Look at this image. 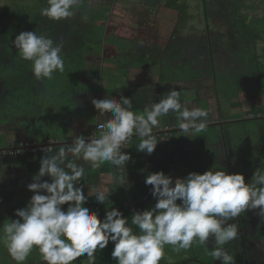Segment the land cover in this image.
<instances>
[{"label":"clouds","instance_id":"1","mask_svg":"<svg viewBox=\"0 0 264 264\" xmlns=\"http://www.w3.org/2000/svg\"><path fill=\"white\" fill-rule=\"evenodd\" d=\"M83 0H47L40 15L53 21L73 18ZM86 19V17H85ZM18 55L31 62L37 81L52 79L64 72L63 42L46 34L22 31L12 41ZM176 87L159 102L145 107L142 113L132 110V98L124 95L92 98L99 116L110 118L99 123L98 135H74L71 143L59 147L55 155H44L40 167L27 188L33 195L27 205L15 210L16 219L0 225V243L16 264H24L37 249L43 264H73L87 257L96 264V252L113 245L111 258L116 264H159L165 245L175 251L188 250L194 242L207 245L214 241L209 255L221 264H236L225 245L240 235L236 221L242 213L254 212L264 222V161L250 180L242 173L211 169L190 172L173 178L163 170L148 172L144 183L150 187L154 206L133 210L131 217L116 207L107 206L112 191L106 187L87 186L83 160L91 169L110 163L121 172L130 161L135 163L128 142L136 136V151L152 155L157 148L153 129L161 127L160 118L178 114V129L183 136L203 132L209 112L183 107ZM51 151V149H49ZM145 173V169L140 170ZM83 181V183H82ZM120 183H124L121 176ZM85 187H88L85 195ZM94 197L104 204L105 213L88 205ZM135 226L139 231H134ZM264 244V242H262Z\"/></svg>","mask_w":264,"mask_h":264},{"label":"rangeland","instance_id":"2","mask_svg":"<svg viewBox=\"0 0 264 264\" xmlns=\"http://www.w3.org/2000/svg\"><path fill=\"white\" fill-rule=\"evenodd\" d=\"M35 2V3H32ZM42 4L46 0H0V10H6L11 6L13 2L15 3H22L28 6V8H31V6H34L37 2ZM169 0H86V6L90 10H99V14L95 17L92 16L93 22L97 20V25L94 27L93 30L89 29V33H95V34H103V25L105 27V42L106 46H109L107 48H116L117 49V59H125L127 58L124 54L125 52L123 49L128 52L131 48L134 49V64H136L135 67H140L139 63L141 58H144V62L149 63L148 70L150 72L151 77V83L153 86L150 87V91L157 87L155 84L158 82L159 75H158V62H154L153 60L156 58L154 54L156 53L155 50H157L158 46V40L161 43H166L168 39V34H160L159 30L160 27L162 29L164 26L168 28L169 31H173L174 27L178 24V11H173L169 8H167V2ZM180 4H185L186 6V13L183 14V16L187 17L186 23L183 24V27H180V34L184 37H188V41L192 43L191 48L194 53L190 52L187 53L186 61L190 63L192 66V69L194 68L197 71V78H195L194 81L191 83L183 82L181 85V88L184 90H187L189 88V91L185 94L184 92H181L182 95L180 97L181 102H185L187 100H191V95L193 94L194 97L195 93L191 92L193 90L197 89V100L193 102H186L183 103V107H187L189 110H191L194 107H199L203 109H209L212 110L210 114L213 115V120L217 122V114L219 115V111L222 110V107L226 108L227 105L238 102L237 98L235 100L228 101L225 99L224 96H222V93H218L217 96L221 100V104L217 102L216 99V92L214 87V78L210 75L209 67H211L210 64V58L205 54L204 46L206 44V39L203 38V35L205 34V20L203 17V11L210 12L213 10L214 5L208 2L209 0H206V7L203 9L202 2L200 3V0H175ZM256 6H259L262 8L260 11L257 12H250L252 15H258L260 17H264V0H249ZM47 2V1H46ZM37 7V5L35 6ZM80 14L78 11L76 15ZM185 20V19H184ZM181 25V24H180ZM50 29V27H48ZM117 28V30H115ZM55 30V28L53 27ZM210 29L213 31L215 30L214 27H210ZM224 27L221 26L217 30H223ZM45 32L43 28H41V32ZM50 31V30H49ZM39 32V33H41ZM132 32V34H131ZM143 33V34H142ZM162 35H167L164 37H159ZM60 36V35H59ZM210 40L215 41L218 35L215 33L213 35H210ZM114 38V42H111L110 39ZM122 39H120V38ZM128 37V39H126ZM118 39V40H116ZM186 39V40H187ZM123 40V41H122ZM131 40H135V42H131ZM116 41V42H115ZM119 41V42H118ZM143 42L139 47L137 46V42ZM116 43V45H115ZM184 43H180L178 45V53H176V57L180 59V57L183 59L184 56H182V48ZM264 46V42L260 43L258 45L260 53L264 50L262 48ZM138 47V48H137ZM138 50H137V49ZM104 49V48H103ZM102 49V50H103ZM106 49V48H105ZM148 49L150 52H148ZM94 50H97V47L94 48ZM104 50L103 55L100 54L98 58L96 59L100 60L99 62H102V57H106L105 55L108 54ZM98 51V50H97ZM153 51V54L151 53ZM218 51V50H217ZM221 53L215 52L212 64L215 73L217 74V77H222L223 79H227L230 77L233 72L236 70V62L231 57L230 53L225 50H221ZM154 56V57H153ZM148 58V59H147ZM147 59V60H146ZM80 59H77L76 62H78ZM146 60V61H145ZM181 60V59H180ZM181 62H185L183 60ZM107 70L104 71L103 80L104 82H101L105 89H107L105 95H107V92L109 95L113 94V91L111 88L114 87V85H117L118 83H124L122 81L123 76L126 73L133 72L131 70L126 69H119V70H113L112 66H118L117 64L111 65V60L105 62ZM124 64L126 63L123 62ZM70 65H74L71 63ZM186 68V67H185ZM180 74V73H178ZM76 75H78L76 73ZM136 77V76H135ZM61 81H56L57 88H55L53 91L55 93L56 101L55 106L63 108V113H56L51 111V109L42 111V119L40 118V114H37L36 117L33 115V117H23L22 115H18L14 117V115L11 117V111L5 109L4 114H0V149L2 148H10L12 144L15 145V143H24V142H30V135L33 138L39 139V143H43V140H45L49 136H53L54 134H59L63 131V129L60 128V126H55L56 122L58 123V118L61 119L62 117H71L76 118L78 116L77 113H74L72 111L73 108H76L75 101L72 100V94L75 90H80L79 84L82 87L83 84L81 82V77L76 78L75 80H80L78 86L75 87H66L64 82V79H71L67 75L61 76ZM102 80V79H101ZM97 84V80L95 81ZM111 84V85H110ZM52 87V86H50ZM162 88V86H161ZM52 89V88H51ZM160 90V88L158 87ZM126 89V92H120L117 93L116 97H120V95L126 96L128 93ZM112 91V92H110ZM148 91L149 95L151 96L152 93ZM219 91H223V88L221 87ZM153 94H156V92H153ZM185 94V95H184ZM84 98L80 101L81 106H87L91 105V103L87 100V94H83ZM215 97V99H214ZM214 99V100H213ZM242 100V99H241ZM244 101H239L238 103L231 104V107H242L243 109L249 108L250 104L247 103L244 104ZM86 104V105H85ZM238 104V105H236ZM11 106L15 108L12 112L22 111L23 109H27V102L25 101V98H23L21 95L19 97H15L14 100L11 103ZM255 106V105H254ZM251 107V106H250ZM54 106L52 105V109ZM74 110V109H73ZM136 113H142L141 110H133ZM14 118V120H13ZM4 124V125H3ZM48 124L54 125L51 128L46 127L45 125ZM253 124V123H252ZM252 124L250 126H252ZM254 125V124H253ZM46 127V128H45ZM235 127H227V133L230 136L231 142L233 144V150L228 149L230 154H232L231 160H228L226 156L224 155V145L222 141H214L210 139L209 147L212 150V155L214 156L216 162L215 169L218 168V170H228L230 173H242L245 175L246 180H250L251 176L253 175L255 167H259L261 164V161H264V130L257 135H254V132H251V139L248 140V142L245 144L244 135H241ZM212 128L208 129L207 131H211ZM207 131H203L198 134H193L189 137L188 141H185L184 144L180 145H174L176 148H188L189 144L191 143V146H196V141L203 138L205 136L204 134ZM61 136V135H60ZM176 138H180V135H176ZM239 139L238 144L236 141ZM166 142V141H164ZM173 147V146H172ZM247 147L250 149V152H248L244 157H247L249 159H243L242 157L238 158L240 153L242 152V148ZM252 147V149H251ZM192 149V148H191ZM234 151V153H233ZM233 155H235V159L233 158ZM255 157V158H254ZM253 158V159H252ZM233 159V160H232ZM240 163H238V160H240ZM186 161V160H185ZM247 161V162H245ZM182 166L178 168V171L176 173H173L172 169L170 167H167L166 171H168V175H171L173 178H183L188 173L193 172L192 165L187 161H182ZM185 164V165H184ZM248 165V166H247ZM247 167V169H242L241 171L237 172L239 168ZM208 169V168H207ZM253 170V173L250 170ZM217 170V169H216ZM207 171V170H205ZM204 171V172H205ZM203 172V173H204ZM10 175V176H9ZM17 175V176H16ZM26 176L25 171H17V173H11L9 169H6L1 164L0 159V225H2L4 222H10L11 219H16L14 213L15 210L23 208L27 205V202L29 201L30 197L33 195L32 192H30L27 188V185L31 183V181L25 179ZM24 178V179H23ZM114 183V184H113ZM128 183V184H127ZM122 185V184H121ZM124 185H128L129 189L133 188L131 187L130 182H124ZM96 187H106L109 190H112L116 192H120L122 188L117 187V183H115L111 177L109 179L105 178L104 182L100 186ZM116 187V188H114ZM117 189V190H116ZM88 187H85V195H87ZM132 190V189H131ZM135 192V190H133ZM137 200L130 198L126 199L128 203V211H125L126 214H128V217H131L133 210H143L145 208H150L154 206V201L146 199L147 194L139 192L135 193ZM116 195H119L118 193ZM134 197V198H136ZM140 208V209H139ZM105 212V209H104ZM240 220L243 222H247V226H244L242 229H240V235L237 239L234 241L229 242V245H233L229 247L233 251V254H231L235 261L241 260V257L239 256L242 254V250L240 249L241 244V238L243 236L247 237L250 242V249L251 251L256 254L258 257L256 260H258V264H264V244L263 237H264V222H261L259 217L254 213L251 212L249 215H246L245 213H242L240 216ZM238 220L233 221L234 223H237ZM261 225V229H258V225ZM134 231H139L135 226H133ZM209 247L214 246V241L212 239L209 240L208 244ZM113 245L110 243L109 246L104 249L103 251H100L99 249L96 252V264H116V262L111 258V251H112ZM248 248V250H249ZM34 252L30 254V256L27 258V260L24 262V264H43V262L40 260V257H37L36 255L39 254L37 249H33ZM211 251L207 247H203L202 245H199L198 242H194L193 246L188 250H180L175 251L171 245H165L164 247V258L159 262V264H210L212 262L211 258L212 256L209 255ZM240 252V254H239ZM239 254V255H238ZM0 264H16V262L11 258V256L8 254V251L6 247L3 245V243H0ZM73 264H77L74 263ZM82 264H88L87 257L85 256V259ZM237 264V263H236Z\"/></svg>","mask_w":264,"mask_h":264},{"label":"trees","instance_id":"3","mask_svg":"<svg viewBox=\"0 0 264 264\" xmlns=\"http://www.w3.org/2000/svg\"><path fill=\"white\" fill-rule=\"evenodd\" d=\"M46 1L42 4L39 1L34 6H31V8H28L25 4L22 5V3L13 2L6 10H0V114H4L5 109L11 111V117L13 115L14 117L15 115H22L28 118L35 115L36 117L37 114L41 113L42 115V111L45 109H51V111L56 113H63L62 106L58 108L54 105L56 97L53 91L57 88V84H59L55 82L62 80L61 76L67 75L69 78L71 77V79L63 80L66 82L65 86L67 88L78 86L80 80L74 79V77L76 76L77 78L78 75L81 77V82H85V85H96V80L98 83L100 82L103 72L101 68L102 65L105 66L106 63L99 62L95 57L98 58L101 56L100 54L103 52L102 49L106 46V37L104 36L105 27L103 25V34L89 33V29L93 30L97 25V20L93 22L92 16L96 17L99 14V10H90L86 6V0H83L79 9V19L53 21L40 15V10L48 6ZM202 1L204 0H200V3ZM212 1L214 8L210 13H207L206 16L205 25L208 29H206L207 33L205 35L209 36L207 34L212 31L210 27L215 26V30H213L212 33L214 34L215 31L218 37L215 41L208 39L206 42L205 49L207 50L209 48L210 50L211 48V52L208 51L207 53L211 60L210 63L212 64L214 53L217 52V50L228 51L236 62V70L234 71L235 82L233 85L226 86L225 88L230 90L234 87L236 91L242 89L246 94L254 96L255 99L260 101L261 95L264 93V50L260 53L258 45L264 42V17H260L256 14L252 15L250 12H257L262 8L256 6L249 0ZM32 3L35 2L32 1ZM36 5L37 7H35ZM167 7L173 8L181 15L186 13L185 4H180L175 0H169L167 2ZM69 25H72L74 29L80 28L83 29V31L85 30L83 33V41L79 43L80 46H76L73 43L72 34L70 35L68 30ZM221 26H223L224 29L217 30ZM48 27H50V29ZM41 28H43L45 32H41ZM22 31H36L37 34H46L56 42L62 41L67 44L68 49L66 51L63 50L64 72H55L50 80L44 79L43 81H37L32 72L31 62L23 60L12 44L15 37ZM64 31L65 37L61 40L59 34ZM110 41L114 42V38L110 39ZM96 47L98 51L94 50ZM107 47L109 46H106V48ZM262 48L264 49V46H262ZM82 53H84V55H82ZM182 56L184 55L182 54ZM77 59L80 60L76 62ZM71 63L74 65H70ZM189 64V62L188 64L183 63V68H190ZM76 73L78 75H76ZM183 79L186 80L185 78ZM150 92L152 93V95L149 96L150 104L158 102L163 98V94H158V87L153 88ZM153 92H156V94H153ZM19 95L25 98L27 109H23L21 112H12L15 108L11 106V103L14 98L19 97ZM127 97L134 100V98H136L134 91H128ZM133 103L134 101L132 104ZM52 105L54 106L53 109ZM263 106L255 108L254 115L264 114ZM73 109L72 111L78 114L79 109ZM91 110L93 109L88 107L82 110V113L91 112ZM88 118L89 116L87 115L86 119L88 120ZM210 122L211 120L207 117L206 123ZM210 128H212L215 138L224 137L222 134H217L218 126L206 127L205 131ZM161 136L162 135H156L158 144L153 156L148 158L152 163V165L148 166V172H159L163 170L166 174H169L166 169L169 165L175 163L172 159L173 155L176 156L175 158H178V160L188 161L192 165L193 171L196 172L203 173L209 168V165H211L210 162L214 156L210 151L209 141L205 139V136L196 141V146L192 149L185 147L178 149L174 148V145L184 144L186 136L181 141L178 138H172L171 141L163 144L160 142ZM46 141H48V139H45L43 142ZM30 142L38 143L40 140L30 135ZM18 144L21 143L15 145ZM15 145L12 144L10 148L13 149ZM59 147L60 146L52 147L50 152L38 151L33 153L28 150H23L19 151L16 155L1 153V164L6 169H9L11 173L16 174L17 171L20 170L25 171L26 176L24 178L33 182V176L37 174L40 167V159L44 155H55L59 151ZM159 147L165 149V156L162 158L155 156ZM233 158L235 159V155ZM136 159H138L139 162H129L121 174L124 178L126 177L134 181L133 189H136L138 185H143L144 193L148 192L146 193V199L154 201L155 204V200L150 193L151 186H146L144 183L147 173L142 174L140 171L141 169L146 170L147 160L141 154L136 156ZM109 165L111 164L109 163ZM241 169L242 168H240L239 171H241ZM99 175L100 173L94 172L88 168L83 180L86 184H95L99 181ZM136 193H138L137 189ZM134 199L137 200V197ZM121 201L122 203L113 204L112 207L119 208L125 216H128V214L125 213V211H128V206L125 204L127 200ZM89 205L103 217L105 213L104 208L95 201L94 197L88 200V205L86 206ZM36 256L40 257L39 254ZM84 259L85 257L78 258L74 263L82 264Z\"/></svg>","mask_w":264,"mask_h":264},{"label":"crops","instance_id":"4","mask_svg":"<svg viewBox=\"0 0 264 264\" xmlns=\"http://www.w3.org/2000/svg\"><path fill=\"white\" fill-rule=\"evenodd\" d=\"M126 39H128V37ZM116 40H118V39H116ZM137 43H138L137 46H139V41ZM105 48H106V46L102 50L103 51L102 55L104 53V50L105 51L107 50V48L106 49ZM133 51L134 50H129L127 52V54H125V56L127 57V58H125L126 60H124V62L126 61L125 64H121V62H119L118 59L116 58L117 57V49L116 48H112V51L107 52L110 57L108 58V60H106V62L111 60V65L112 64L118 65V66L113 65L112 71L113 70L116 71L119 69H126V70H131L133 72V74L131 75V73L130 74L126 73L122 78V81L124 80L123 81L124 83H118L117 85H114V87L111 88V90L113 91L112 95H109L108 92H107V95H105L107 89L104 88V86L101 82H104V80H103L104 75L103 74H104V71L107 70V68H105L106 65L105 66L102 65V68H101V70L103 71L102 76H101L102 80L100 79V82L98 84H96V85L94 84V85L90 86V85H85V82H82L83 86L81 87L79 85L80 90H75L72 94V96H73L72 100L75 101L76 108L79 109L78 110V116L74 119L71 117H67V116L62 117L61 119L58 118L59 122L58 123L56 122L55 126H60V128L63 129V131L60 132L61 136L58 133L54 134L53 136H49L46 138V139H48V141H46L47 143L51 142V141L71 142V138L74 135H83V136H85V138L87 136H90L92 133H95L98 135L99 131H97V125L99 123H103L107 119H109L110 115L99 116L97 110L94 108V106L92 104L87 105L86 107L84 105L81 106L79 103L81 100H83L82 98L86 99L83 95L84 93L87 94V100L91 103L92 98L103 99L106 96L116 97L117 93L120 92L119 90H121L122 92H126L125 90L128 89L127 91L133 90L134 95L136 96V98H134V100H132V102L134 101V103L132 104V110H141V112H143L145 107H149L151 105L150 101H149L150 95H149L148 91H150V87L153 86L152 84H154V83H151L152 80L149 78H154V77H151L150 72L148 70L149 63L144 62L141 59H140L141 63H139L140 67L134 68V66H136V64H134V59H135L134 56L135 55H134ZM82 55H84V53H82ZM98 61H100V60H98ZM157 68H158L157 70H158L159 79L155 85L160 88V90L158 89V94L159 95L163 94V98L167 96L168 91H170L172 87H176L178 90H180V92H184L186 94L187 91H189V89H192V88H189L187 90H185V89L183 90L181 88L182 83L186 81V83L189 84L192 81H194L195 78H197V71L194 68L192 69L191 65H190V68H188V69L183 68V63L181 62V60L179 61V58L176 57V54H172V55L170 54L167 56L163 52V55H161V57L159 56ZM209 72H210V75L212 76V78H214V83H215L214 87H215V92H216V99H215V97H214V99L217 102H219L221 104V100L217 96V94L222 93V96H224L225 99L228 101H231V100L233 101V100H235V98H237L238 102L244 101L245 102L244 104L247 105V103H249L251 107L249 106V108L243 109L238 104H236V105H238V107H231L230 108L231 104H235L238 102L231 103L230 105L228 104L226 108L222 107L223 110L225 109L224 111L220 110L219 115L217 114V116H216V118L218 119L217 122H215L213 120V115L210 114V112H212V110L207 109V111L209 112L208 117L211 120L210 123H207V127L218 126L217 134L224 135V130H226V132H227V127L228 128L229 127H235V126H238V124L242 125L245 122H259V121L264 122V114L254 115L255 114L254 109L257 107H262L264 105V93H262V95H261V100L258 101L257 99L254 98V96H249L244 91H242V89L241 90L239 89L236 91V89L233 87L230 90H228L225 87L231 86L235 82V80H234L235 79V76H234L235 73L234 72L227 79H223L222 77H217V74L215 73L214 68H213V64H211V67H209ZM178 73H180V74H178ZM186 77H188V78H186ZM183 78H185L186 80H184ZM161 86H162V88H161ZM221 87L223 88V91H219ZM112 91H110V92H112ZM191 92H194L196 97H194V95L192 94L191 98H190L191 100L181 102L182 105H183V103H186V102L190 103V102L197 100V94H198L197 89L193 90ZM181 95H182V93H181ZM126 96H127V94H126ZM116 98L118 99L119 97H116ZM88 107L92 108L93 110H91V112L82 113V110H84L85 108H88ZM87 115L89 116L88 120L86 119ZM42 117L43 116L40 115L41 119H42ZM177 117H178L177 113L170 112L168 115L160 118L161 127L159 129H153V132L156 135H158V136L162 135L160 137V142L162 144L171 141L172 138L177 139L175 137L176 135H180V138H178L180 141L185 138V136H183L184 133L180 132L178 129L179 121H178ZM212 123H215L216 125H208V124H212ZM45 126L47 128L48 127L51 128L54 125L49 126L48 124H46ZM236 130H238V127L236 128ZM157 132H163V133H161L159 135ZM204 135H205V139L207 141H210V139L212 140L211 142L220 141V138L214 137L212 130L207 131ZM241 135H243V134H241ZM189 137L186 136V141L189 140ZM227 137H228V140L231 141L228 133H227ZM224 138H225V136L223 137V139ZM244 140H245V144H246L248 142V139L245 136H244ZM43 141H45V140H43ZM164 141H166V142H164ZM233 142H229L231 144V146H233V144H232ZM43 143H45V142H43ZM138 143H139V139L136 136H133V138L128 142L127 149H125V151L131 153L133 160L135 162H137V161L139 162V160L136 159V156H139V154H141L143 157L146 158V160H147V168L145 171V174H146V173H148V166L152 165L151 161H149L148 158L152 157L153 154L148 156L145 153L137 152L135 146ZM236 143L238 144V141H236ZM38 144H39V142H38ZM67 144H65V145H67ZM209 145H210V143H209ZM193 147L194 146H191V143L188 146V148H193ZM174 148H176V147H174ZM229 149H230V147H229ZM251 149H252V147H251ZM226 150L227 149L224 148V153H226ZM248 152H250V149L247 147H243L242 152L240 153L238 158H240V157L243 158ZM233 153H234V151H233ZM155 156H157L158 158L164 157L165 156V149L163 147L162 148L159 147L157 154ZM175 157L176 156H174V155L172 157V159L175 161V163L173 165H169V167L173 170L172 171L173 173H176L178 171V168L181 167L183 164V163H181L182 162L181 160H178V158L176 159ZM244 158L249 159L247 157H244ZM130 162H132V161H130ZM184 162H187V161H184ZM77 163L84 166L85 170H87L88 168L91 169L90 165H88L83 160H78ZM91 170L94 172L100 173V175L98 177L99 181L95 184H86L87 186H100L102 184V182H104L105 178L109 179V177H111V179L115 183H117V187L119 189L122 188V190H120V192H118L117 189H116L117 190L116 192L110 190V191H112V193H111L110 199L106 202L107 206H109V207H112L113 204L122 203L121 200H126V199H130V198L134 199L136 189H137V191L144 193L143 185H138L136 187V189H133L134 188L133 187L134 181L127 179L126 177L125 178L123 177L124 182H130L131 187H133V188L129 189L128 185L126 186V185H124V183L121 185V183H120V179L122 176L121 171L119 169L115 168L114 166L109 165V163L103 164L99 169H96V170L91 169ZM114 188H116V187H114ZM133 190H135V192H133ZM117 193L119 195H116ZM146 193H148V192H146ZM125 204L128 206L127 201L125 202ZM99 205H101L104 209L106 207L104 204H99Z\"/></svg>","mask_w":264,"mask_h":264},{"label":"flooded vegetation","instance_id":"5","mask_svg":"<svg viewBox=\"0 0 264 264\" xmlns=\"http://www.w3.org/2000/svg\"><path fill=\"white\" fill-rule=\"evenodd\" d=\"M208 2H210L211 4H213V1L212 0H209ZM204 3V4H203ZM202 4H203V9L204 10H206L205 9V7H206V0H204V1H202ZM168 8V7H167ZM169 9H171V10H173L174 11V9L173 8H169ZM176 11V10H175ZM212 11V10H211ZM210 11V12H211ZM210 12H205L204 13V11H203V17H204V20H206L207 19V13H210ZM80 18V15H75L73 18H71L70 20H73V19H79ZM185 19V20H184ZM186 19H187V17H185V16H183V14L181 15L180 13L178 14V21H177V25L174 27V30L173 31H169L168 30V28L166 27V26H164V28L162 29V27H160V30H159V33L160 34H163V32H164V34H168V36L167 35H162V36H159V37H164V36H167L168 37V39H167V41H166V43H161L159 40H158V46H157V50H155V54H154V56L156 57L153 61L154 62H158V60H159V56L161 57V55H163V52H164V54H166L167 56L168 55H172V54H176V53H178V45L180 44V43H184V41H185V45H183V48H182V54L184 55V58L185 59H183V60H185V62H183L184 64H188V62L186 61V57H187V53H190V52H192V53H194L193 52V50H192V48H191V44L192 43H190L189 41H188V37L190 38L191 36H186V37H184L183 35H182V33L180 34V31H178L177 29H179L180 30V27L182 26L183 27V24L184 23H186ZM181 24V25H180ZM207 27V26H206ZM205 27V30H204V32H205V34L207 33L206 32V29H208V27L206 28ZM68 30H69V34L71 35L72 34V40H73V43L76 45V46H80L79 45V43H81L82 41H83V33H84V31H83V29H80V28H77V29H74L73 28V26L72 25H69L68 26ZM115 30H117V28L115 29ZM72 32V33H71ZM131 34H132V32H131ZM143 34V33H142ZM203 35V38L204 39H206V42H207V40L208 39H210V35H213V33H212V31L211 32H209L207 35H209V36H206V35ZM60 35V38H61V40H62V38H64L65 37V31L64 32H62V33H60L59 34ZM120 38V37H119ZM121 39V38H120ZM187 39V40H186ZM131 42H135L136 43V41H134V40H131ZM72 43V44H73ZM141 44H143V42H139V46L141 45ZM207 44V43H206ZM206 44H205V46H206ZM63 45H64V48H63V50H67L68 49V45L67 44H65L64 42H63ZM67 45V46H66ZM137 45H138V43H137ZM138 46V47H139ZM205 46H204V51L203 52H205V54L208 56V51L209 52H211V48H210V50H209V48L206 50L205 49ZM137 47V48H138ZM115 48V47H114ZM136 48V49H137ZM107 49H109V51H112V48H107ZM130 50H134L133 48H131ZM138 50V49H137ZM123 51L125 52V54H127V52L123 49ZM148 52H150V50L148 49ZM218 53H221V51H217ZM151 53L153 54V51H151ZM124 54V55H125ZM106 57H102V62H106V60H108V58L110 57L108 54H106L105 55ZM153 56V57H154ZM209 57V56H208ZM210 58V57H209ZM148 59V58H147ZM146 59V60H147ZM180 59L182 60V58L180 57ZM180 59H179V61H180ZM124 60H126V59H119L118 58V61L119 62H121V64H124L123 62H124ZM141 60H143L144 61V58H141ZM145 60V61H146ZM182 60V61H183ZM123 61V62H122ZM211 64V63H210ZM254 125H253V124ZM252 124V126H250ZM238 131H239V133L240 134H243L248 140H250L251 139V132H254V135H257L258 133H260V132H262L263 130H264V122H262V121H259V122H245V123H243L242 125H240V124H238ZM223 133V132H222ZM224 136H225V138L223 139V138H220V141H222V143H223V145H224V147H225V149H227L226 150V153H224V155L226 156V158H228V160H231V157H232V154H230V152H229V147H230V149L231 150H233V148H232V146H231V144L229 143V142H231V141H229L228 140V137H227V132H226V130H224ZM237 141H239V139L237 140ZM210 151H211V149H210ZM212 152V151H211ZM255 158V157H254ZM243 159H245V158H243ZM253 159V158H252ZM214 160H215V158H213L212 160H211V162H210V164L211 165H209V168L207 169V170H209V169H211L214 165H216V162H214ZM233 160V159H232ZM242 159H240V160H238V163H240V161H241ZM245 162H247V161H245ZM248 166V165H247ZM257 167H255V168H253V169H256ZM217 170H218V168H216ZM242 169H247V167H244V168H242ZM241 169V170H242ZM240 170V168L237 170V171H239ZM228 171V170H227ZM252 173H253V170L251 169L250 170ZM229 173H230V171H229ZM251 212H248V213H245L246 215H249ZM238 221H237V224H238V226H239V228L240 229H242L244 226H247L248 224H247V222H243L242 220H240V217L237 219ZM258 225V229L260 230L261 229V225L260 224H257ZM263 242H264V237H263ZM241 244H242V246H241V250H242V254H240V252H239V256L241 257V260H238L236 263L237 264H258V260H256L257 259V255L256 254H254L252 251H251V249L249 248L250 247V242H249V239L247 238V237H245V236H243L242 238H241ZM203 247H207L210 251L212 250V248L214 247V246H212V247H209L208 245H202ZM231 246H233V245H229V243L227 244V245H225L224 247H225V249L230 253V254H233V251L231 250V249H229V247H231ZM234 247V246H233ZM248 248H249V250H248ZM211 258H213V257H211ZM210 264H221V262L220 261H216L214 258L212 259V262L210 263Z\"/></svg>","mask_w":264,"mask_h":264},{"label":"built area","instance_id":"6","mask_svg":"<svg viewBox=\"0 0 264 264\" xmlns=\"http://www.w3.org/2000/svg\"><path fill=\"white\" fill-rule=\"evenodd\" d=\"M97 131H99L98 128H97ZM54 142L55 141H51L48 143H54ZM49 149H52V147L51 146L39 147L38 143H31L27 141V142L15 145L13 149L0 152V154L4 153V154L16 155L19 151H23V150H28L29 152H33V153L38 152V151L50 152Z\"/></svg>","mask_w":264,"mask_h":264},{"label":"water","instance_id":"7","mask_svg":"<svg viewBox=\"0 0 264 264\" xmlns=\"http://www.w3.org/2000/svg\"><path fill=\"white\" fill-rule=\"evenodd\" d=\"M208 125H216L215 123H212V124H208ZM159 135L163 132H157ZM67 143H71V142H54V143H39L38 146L39 147H43V146H51V147H55V146H62V145H65ZM12 148H2L0 149V152H3V151H7V150H10Z\"/></svg>","mask_w":264,"mask_h":264}]
</instances>
